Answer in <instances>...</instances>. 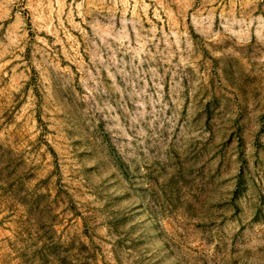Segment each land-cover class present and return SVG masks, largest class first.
Returning <instances> with one entry per match:
<instances>
[{
  "label": "rangeland",
  "instance_id": "obj_1",
  "mask_svg": "<svg viewBox=\"0 0 264 264\" xmlns=\"http://www.w3.org/2000/svg\"><path fill=\"white\" fill-rule=\"evenodd\" d=\"M0 264H264V0H0Z\"/></svg>",
  "mask_w": 264,
  "mask_h": 264
},
{
  "label": "trees",
  "instance_id": "obj_2",
  "mask_svg": "<svg viewBox=\"0 0 264 264\" xmlns=\"http://www.w3.org/2000/svg\"><path fill=\"white\" fill-rule=\"evenodd\" d=\"M111 151L114 152L113 149H111ZM123 189L125 190L124 187ZM122 195L127 196L128 192H123ZM133 206H136V205H133ZM136 212H137V209H135L132 212V214H135ZM145 215L146 216H142L140 219H134V224H139V226L141 225L143 226L142 228L143 230L140 232V236L137 238V242L139 243V245L143 244V241H145L146 243L154 242L157 239V236L155 235V233H157L158 231L160 232L158 223L156 221H153L151 217H149L147 214ZM160 243H162L163 245H166V242L164 241H160Z\"/></svg>",
  "mask_w": 264,
  "mask_h": 264
}]
</instances>
